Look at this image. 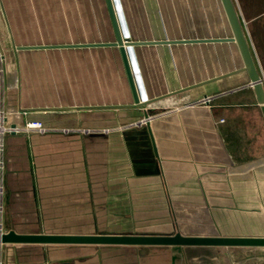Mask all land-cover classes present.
I'll return each instance as SVG.
<instances>
[{"label":"crops","instance_id":"obj_1","mask_svg":"<svg viewBox=\"0 0 264 264\" xmlns=\"http://www.w3.org/2000/svg\"><path fill=\"white\" fill-rule=\"evenodd\" d=\"M234 2L262 63L251 20L264 9ZM119 5L135 37L176 24L179 12L191 37L229 32L219 0ZM113 36L105 0H0L7 123L40 120L47 128L5 138L2 227L264 233V131L247 130L245 117L255 104L263 128L264 119L253 92L239 99L233 91L248 83L247 74L127 106L132 94L118 49L87 45ZM134 58L148 100L241 66L228 42L174 45L162 60L152 47H139ZM205 96H212L208 104L201 103ZM0 264H264V247L10 243L0 244Z\"/></svg>","mask_w":264,"mask_h":264},{"label":"water","instance_id":"obj_2","mask_svg":"<svg viewBox=\"0 0 264 264\" xmlns=\"http://www.w3.org/2000/svg\"><path fill=\"white\" fill-rule=\"evenodd\" d=\"M227 25L229 28L228 36H208L191 37L186 31L185 21L182 13H178L176 24L170 22L160 29H152L146 35L135 37L128 30L126 20L119 9V0H105L108 14L113 29V39L103 43H91L87 45H102L116 47L120 53L124 71L128 80L132 94L131 107H144L152 100L163 98L164 96L175 94L193 86H198L221 78L230 74L245 72L247 74V86L251 87L255 102L258 105L264 119V82L258 67V62L254 57L250 40L240 17L234 0H219ZM186 11V10H184ZM166 18L165 11L162 12ZM170 14H168L169 16ZM174 17V14H171ZM263 15V16H262ZM260 21H257L258 17ZM251 20L260 48L264 56V13ZM175 18V17H174ZM172 24V26L170 25ZM179 24V26H178ZM234 42L241 59V66L222 75L206 78L191 85L181 86L177 89H169L167 92L159 94L157 97L146 98L143 87L138 76V66L134 58L139 47H152L162 60L164 51L169 53L174 45L191 43H215V42ZM83 45V44H73ZM135 64V65H134ZM147 117V113L144 114ZM13 243H36V244H127V245H164V246H250L264 247V233L253 235H224L214 233L211 235H189L175 230L171 234H68V233H22L9 229L0 233V244Z\"/></svg>","mask_w":264,"mask_h":264},{"label":"built area","instance_id":"obj_3","mask_svg":"<svg viewBox=\"0 0 264 264\" xmlns=\"http://www.w3.org/2000/svg\"><path fill=\"white\" fill-rule=\"evenodd\" d=\"M2 54L0 53V77H2ZM4 90H0V215L3 213V204L2 198L4 194V171H5V157H4V148H5V138L9 133L16 132H43L47 128L40 120H29L26 121L22 126L11 125L7 123V111L3 105ZM212 96H205L202 98L201 103L208 104ZM23 111L22 113H25ZM0 222V233L5 232Z\"/></svg>","mask_w":264,"mask_h":264},{"label":"rangeland","instance_id":"obj_4","mask_svg":"<svg viewBox=\"0 0 264 264\" xmlns=\"http://www.w3.org/2000/svg\"><path fill=\"white\" fill-rule=\"evenodd\" d=\"M249 4L250 6H259L261 7L262 9H264V0H249ZM244 26L246 27V32L248 34V30H247V25L246 23H244ZM251 25H249V29H250ZM248 38L250 40V44L252 43V40L248 34ZM251 47H252V51H253V54H254V57L256 58L257 62H258V67L260 69V72H261V75H262V80L264 82V60H262V63L260 62L261 60L259 59V56L257 54V52L254 50V45L253 43L251 44ZM1 52V51H0ZM263 66H262V65ZM238 90V91H237ZM234 92L236 91L237 93L236 94H239V96L237 98L239 99H247V93L248 91L252 92V89L251 87L247 86V84H243L242 82H240V85L234 87ZM250 97L252 98L251 94H250ZM253 109H251V113H250V117H245V120H247L245 123H247V130H253V131H261L263 132L264 131V128H263V125H262V121L260 119L259 114L257 113V110L255 109V104L252 105ZM248 114V113H247ZM244 116H246V113L244 114ZM259 118V119H258ZM260 143H262V140L259 139ZM259 231V228L257 229ZM261 230V229H260ZM262 232V230L260 231Z\"/></svg>","mask_w":264,"mask_h":264},{"label":"bare ground","instance_id":"obj_5","mask_svg":"<svg viewBox=\"0 0 264 264\" xmlns=\"http://www.w3.org/2000/svg\"><path fill=\"white\" fill-rule=\"evenodd\" d=\"M223 36H228V35H223ZM225 42H228L230 44H235L234 42H231V41H225ZM135 65V64H134Z\"/></svg>","mask_w":264,"mask_h":264},{"label":"trees","instance_id":"obj_6","mask_svg":"<svg viewBox=\"0 0 264 264\" xmlns=\"http://www.w3.org/2000/svg\"><path fill=\"white\" fill-rule=\"evenodd\" d=\"M262 16H263V15H262ZM262 16H261V17H262ZM261 17L259 16V17L257 18V21H260V20H261Z\"/></svg>","mask_w":264,"mask_h":264}]
</instances>
